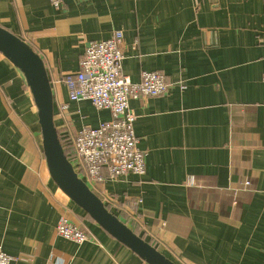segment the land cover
Instances as JSON below:
<instances>
[{
  "label": "crops",
  "instance_id": "1",
  "mask_svg": "<svg viewBox=\"0 0 264 264\" xmlns=\"http://www.w3.org/2000/svg\"><path fill=\"white\" fill-rule=\"evenodd\" d=\"M0 27L42 59L62 139L111 120L72 102L62 79L91 42L121 32L123 75L158 72L171 87L130 101L146 174L80 178L175 264H264V0H0ZM62 216L95 242L59 237ZM0 246L16 264H147L55 183L32 92L2 53Z\"/></svg>",
  "mask_w": 264,
  "mask_h": 264
},
{
  "label": "built area",
  "instance_id": "2",
  "mask_svg": "<svg viewBox=\"0 0 264 264\" xmlns=\"http://www.w3.org/2000/svg\"><path fill=\"white\" fill-rule=\"evenodd\" d=\"M64 1L50 0L56 10L62 8ZM124 59L122 33L117 32L111 39L91 42L85 49L78 73L62 79L72 102L88 101L97 110L111 114L110 121L97 128L85 127L69 137L74 151L71 164L81 174L79 177L84 175L92 183L103 182L104 171L111 180L128 174L138 177L146 174V153L138 148L134 129L137 116L130 109V101L165 95L171 87L158 72H143L141 81L132 83L122 73ZM188 185L195 187L194 179ZM249 186V182H244L241 187ZM56 234L78 245L95 242L94 237L65 216L60 218ZM16 262V258L0 246V264Z\"/></svg>",
  "mask_w": 264,
  "mask_h": 264
},
{
  "label": "water",
  "instance_id": "3",
  "mask_svg": "<svg viewBox=\"0 0 264 264\" xmlns=\"http://www.w3.org/2000/svg\"><path fill=\"white\" fill-rule=\"evenodd\" d=\"M0 53L23 73L32 92L38 109L44 157L51 176L60 190L107 234L147 264H175L112 214L79 177L67 159L54 124L51 83L40 56L25 41L2 27H0Z\"/></svg>",
  "mask_w": 264,
  "mask_h": 264
},
{
  "label": "trees",
  "instance_id": "4",
  "mask_svg": "<svg viewBox=\"0 0 264 264\" xmlns=\"http://www.w3.org/2000/svg\"><path fill=\"white\" fill-rule=\"evenodd\" d=\"M60 141H61V145L64 149V152H65L67 159L71 162V157L74 155L71 139L70 138L62 139L60 137ZM77 173L79 176L81 175L79 172H77ZM106 208L110 211V209L107 206H106Z\"/></svg>",
  "mask_w": 264,
  "mask_h": 264
}]
</instances>
